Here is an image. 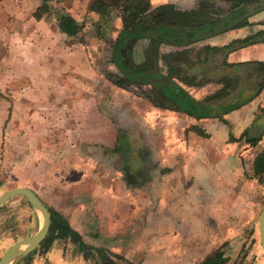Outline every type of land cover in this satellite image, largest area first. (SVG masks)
I'll use <instances>...</instances> for the list:
<instances>
[{
	"label": "crops",
	"instance_id": "crops-1",
	"mask_svg": "<svg viewBox=\"0 0 264 264\" xmlns=\"http://www.w3.org/2000/svg\"><path fill=\"white\" fill-rule=\"evenodd\" d=\"M91 1L0 0V173L31 189L84 244L127 264H198L216 250L218 218L238 214L251 185L244 173L255 181L264 125L254 122L264 113V87L257 95L243 88L255 94L219 117L159 107L146 92L106 77V70L119 72L92 32L98 18L88 11ZM63 14L80 31H61ZM249 22L198 44L224 46L264 30V10ZM139 44L144 50L147 40L133 47L136 62ZM226 61L264 62V39L228 52ZM193 86L183 85L202 100V91L222 84Z\"/></svg>",
	"mask_w": 264,
	"mask_h": 264
},
{
	"label": "trees",
	"instance_id": "trees-1",
	"mask_svg": "<svg viewBox=\"0 0 264 264\" xmlns=\"http://www.w3.org/2000/svg\"><path fill=\"white\" fill-rule=\"evenodd\" d=\"M262 10L264 0H197L189 8L173 3L153 7L151 0H92L88 8L99 16L91 23L92 32L106 43L111 51V63L119 72L106 70V77L119 86L146 92L159 107L187 112L195 118L219 117V112L227 113L239 107L247 100L232 101L240 97L245 87L254 88L255 95L263 89L264 62L229 63L226 56L230 51L264 39V30L234 39L224 46L198 44L214 35L249 25V17ZM118 18L119 29L115 26ZM58 24L61 31L69 35L82 28L67 14L59 17ZM140 39H146L147 45L142 60L136 62L133 47ZM162 45L176 49L161 52ZM215 80L222 87L202 100L195 99L183 87H197ZM239 85H242L240 90ZM257 139L248 141L253 144ZM253 171L254 177L260 180L264 172V152L255 158ZM49 210L51 225L39 247L45 251L57 235L68 236L84 251L88 246L80 236L59 214ZM227 261L223 252L216 249L198 264H226ZM112 263L111 259H106L105 264Z\"/></svg>",
	"mask_w": 264,
	"mask_h": 264
},
{
	"label": "rangeland",
	"instance_id": "rangeland-1",
	"mask_svg": "<svg viewBox=\"0 0 264 264\" xmlns=\"http://www.w3.org/2000/svg\"><path fill=\"white\" fill-rule=\"evenodd\" d=\"M94 14L97 16L96 19H99L98 14L95 12ZM118 22L117 20L116 25H119ZM140 44V47H136L135 55L138 54L139 48L142 54L143 47L141 48ZM209 90L211 91L202 92L212 94L217 88ZM244 174L246 179H251V185L243 189L242 201L237 204L238 214L218 218L221 231L215 249H220L228 258L226 264H264L258 231V220L264 199V172L262 178L260 180L255 178V181ZM16 186L11 181L8 171L3 170L0 173V194ZM38 193L42 196L40 190ZM46 203L54 204L51 201ZM41 223L40 212L31 206L24 196L17 195L6 201L0 206V257L16 241L33 236ZM112 257L115 259L112 264H127L126 260L113 256L108 250H100L89 245L82 251L68 236L55 235L45 251L37 245L10 264H105L106 259L113 260Z\"/></svg>",
	"mask_w": 264,
	"mask_h": 264
},
{
	"label": "water",
	"instance_id": "water-1",
	"mask_svg": "<svg viewBox=\"0 0 264 264\" xmlns=\"http://www.w3.org/2000/svg\"><path fill=\"white\" fill-rule=\"evenodd\" d=\"M137 93V92H136ZM254 89H247L241 94L240 99L244 100L247 97L254 95ZM254 125H264V113L255 120ZM15 195H23L28 202L40 212L42 216V223L38 231L30 237L20 239L9 246L0 257V264H10L17 257L27 253L35 248L47 235L51 224V213L43 202L35 195V193L27 187H16L0 194V206L8 199ZM258 231L260 237V244L264 254V199L262 209L258 220Z\"/></svg>",
	"mask_w": 264,
	"mask_h": 264
}]
</instances>
